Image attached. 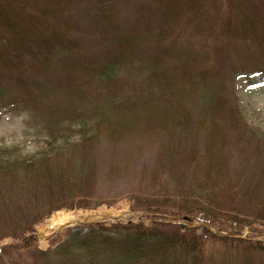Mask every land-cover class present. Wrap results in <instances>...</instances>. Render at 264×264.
I'll use <instances>...</instances> for the list:
<instances>
[{
	"label": "rangeland",
	"instance_id": "1",
	"mask_svg": "<svg viewBox=\"0 0 264 264\" xmlns=\"http://www.w3.org/2000/svg\"><path fill=\"white\" fill-rule=\"evenodd\" d=\"M162 1L166 0L20 2L47 7L53 16L63 19L80 48L63 63L55 54L50 70L39 73L33 66L36 70L28 77L31 93L18 89L10 92L12 96L22 94L24 103L8 107L0 103V152L10 161L22 163L23 173L31 169L24 167L31 166L32 161L36 170L42 168V162L57 176L64 174L68 181L84 187L82 194L90 197L83 198L87 206L50 213L46 207L50 202L48 194L40 193L35 198L28 194L36 179L31 178L33 185L29 186L28 180L0 178V264H167L170 260L176 264H193L197 260L199 264H264L263 250L245 257V253L228 248L232 245L224 239L264 248V221L260 220L264 210V74L256 71L264 70V0H234L230 21L235 15V29L231 33L217 39L201 29L196 38L183 43L188 54L184 52L182 57L188 55L191 62L184 66L160 61L162 67L150 75L153 59L161 56L157 50L161 43L156 42L161 24L154 18ZM253 5L259 9L258 15H254L257 8L252 9ZM243 12L248 16L245 20ZM259 36L262 38L257 42ZM120 58L121 73L116 77L102 80L97 76L99 70ZM166 67L183 84L189 101V119H179L173 131L172 116L167 123L161 119L164 107L172 104V90L164 82ZM114 96L130 98L128 101L135 104L147 96L164 98L152 105L159 115L153 117L148 111L144 116L140 113L141 103L137 104L138 120L124 118L125 113L117 117L125 127L138 125L140 117L154 118H146L147 127L134 128L141 141L138 146L147 155L143 167L130 161L121 164L115 158V151L125 147L132 151L131 136L121 138L116 146L108 144L104 135L91 137L93 121L87 130L80 128L91 120L94 108L104 107V102ZM178 99L172 107H177ZM237 120L244 124L238 127ZM163 123L170 128L161 129ZM56 131L61 137L55 141L50 134ZM85 132L93 138L85 137L88 146L81 143ZM65 142L67 148L60 149ZM53 150L55 156L44 161V154ZM173 150L179 161L187 152L198 159L204 153L206 157L199 165L191 163L187 178H174L177 181L173 182L159 160V153L170 154ZM199 166L202 167L195 173ZM204 175L209 179L203 180ZM205 180L208 181L202 189ZM181 187L193 192L199 189L202 196L214 195L216 199L220 194L222 210L239 213L249 218V223L241 231H231L207 227L198 219H179L177 223L203 235L198 243L192 238L185 242L198 246L195 256L153 246L139 260L120 259L122 247L132 246L122 241L127 232L172 221L162 212L158 215L138 205L147 199L155 200L152 197L156 195L179 198ZM67 217L72 224L52 230L59 219ZM115 225H119L117 232L104 233L114 241L89 236L92 229L100 232L104 227L111 231ZM72 235L77 236L75 240Z\"/></svg>",
	"mask_w": 264,
	"mask_h": 264
},
{
	"label": "trees",
	"instance_id": "2",
	"mask_svg": "<svg viewBox=\"0 0 264 264\" xmlns=\"http://www.w3.org/2000/svg\"><path fill=\"white\" fill-rule=\"evenodd\" d=\"M24 1L25 0H0V74L2 75H0V103L2 106L6 107L12 104L17 105V103H24L22 94L12 96L10 95V92L14 89H18L21 92L25 91L27 95L30 94V78L28 79V77L33 74V70L38 68L39 73L44 70H50L49 68L54 62L53 59L55 58V54H57V56L60 55L59 61L60 63H63V59L70 57L72 53L80 48L77 42L78 39H74L71 29L63 23V19H57L51 14V11L47 7L37 8V6L32 3H20ZM234 3V0L162 1L154 18L157 21H160L161 24L159 29L160 32L156 39V42L161 43L157 49L161 56L159 59L157 57L155 60L153 59V70L150 71V75H153L156 69L162 67V62L166 64L173 61L175 65H187L185 63H188L189 61L188 55L182 57L184 52L188 54L183 43L188 44L191 40L196 38L201 29L203 32L205 31L204 34L211 33L212 36L216 35L217 39L224 35V33H231L235 23V15L233 21H230L233 16ZM255 8L257 7L253 5L252 9ZM258 10V8L254 10V15H258ZM242 15L244 20L248 17L244 12ZM261 38V36L257 37L256 41L259 42L258 39ZM192 45L193 44H191V46ZM193 60L195 59L192 57V61ZM122 62V58L118 60L114 59L113 63H110L103 70H99L97 76L102 80H109L116 77L118 73H121L120 66H122ZM189 62H191V60ZM165 64H163V67H165ZM165 71L164 76L166 81L164 82L167 84V87L172 90L170 91L172 96V98L170 97V102L172 104L170 106L171 110L169 106L164 107L165 114H161V119H166L165 123H167L168 118L170 116L172 117L170 123L171 128L166 127L165 123H163L164 125L160 126V128L165 130L170 128V131H173L179 119L183 122L189 119V101L187 100V96L183 93V84L177 80L174 73H170L172 72L171 69L166 67ZM256 71L264 74L263 69H258ZM168 73L172 76H168ZM159 95L167 98L164 94ZM6 96H8L9 99H6ZM164 98L156 99V97H145L144 101L137 102V104H143V109L140 113L147 116L149 111L148 114H151L154 117V115L158 114H155L152 109L154 101L159 99L163 100ZM129 99L130 98H127V100H121L115 96L110 97L109 101L104 102V107L93 109L94 115L91 120L85 121L80 128L87 130L90 125L89 123L93 121L90 127H92L91 130L94 133L91 137L99 138L104 135L105 137H108V144L116 146L119 144L121 138L128 135L131 136V140H133L131 144L132 151H129L126 147L115 151L116 153L118 152V156L115 158H117V161H120L121 164L130 161L129 163H136L143 167L145 166L144 161L146 162L147 155L145 154V151L138 146L141 141L138 136H135L137 130H134V128H137L138 125L144 127L146 118L152 120L154 118L140 117V121L138 123L136 121V124L138 125H134L133 127H125L123 124H120V120H118L117 117L123 113H125L123 117L127 119L129 116V119H134V117L137 118V116L139 118L140 113H138L139 115H136L138 105L135 104V102L128 101ZM177 99V107H172L173 105L175 106ZM111 110L117 115L110 112ZM121 110L122 112H120ZM138 118L136 120H138ZM235 123L238 127L244 124L241 120H237ZM145 127H147V125ZM50 135V138L55 141L61 137L58 131ZM88 136V132L83 133L81 136V143L84 146H88L86 144L87 140H85ZM91 137L88 138L93 139ZM53 144H50V146ZM67 145L68 144L65 142L60 149L65 150ZM55 154V150L46 152V154H44L46 160L44 161L47 162L48 160H51L49 156L52 155V157H54ZM175 154H178L175 150L171 151L170 154L159 153V160L163 161V172H168L169 174L167 175L172 176L173 182H176L179 177L182 178V180L187 178V173L191 169V163L198 162L199 165V163H202V160H205L206 157V153H204L201 159L200 157L198 159L195 155L187 152L186 155H182L184 160L179 161L177 158L178 155ZM5 157L8 156L3 153L1 154L0 152V178L7 181L15 177L23 182L28 180V183L30 184L29 186L33 185L31 178L34 180L36 179L37 181L28 194L34 198L40 193L48 194L50 197V202H48L49 204L46 206L48 212L53 213L64 208L84 207L89 204L86 202L87 199H83L84 197H90L87 196L88 194H85V196L82 194V190L85 188L68 181L64 174L57 176L42 162V168H39L38 171L34 167L36 164L32 161L31 166L24 167L25 170L31 168L29 171L25 172L29 176H25L22 163L12 162L9 158ZM201 167L202 166L196 167L194 172L196 170L198 171ZM151 172L155 175L154 170ZM204 172L207 173V171ZM207 177L208 175H204L203 180ZM207 179H209V177ZM207 181L208 180H205L204 182L202 181V189L205 188ZM90 186L91 191H95V185L92 184ZM198 190L194 192L191 190L186 191L185 187H181L179 190L180 192H177L179 195L177 197L179 198H171L168 196L161 197L156 195L155 197H152L155 198V200L147 199L145 202H142L140 206L138 205L139 208L143 207L144 209L158 215L162 212L167 215V217L169 216L172 221L170 223H154L153 228H140L136 229V232H127L125 230L127 234H125L126 237L123 238L122 241L128 243L131 242L132 246H123L122 254L120 253L121 256H119V258L122 260H139L143 258L144 254L149 253L148 251L153 246L165 248V251L186 252L195 256V254L198 253L196 249L198 246H188L185 242L189 238H192L193 242L198 243L197 240L203 235L197 234L196 229L194 228H189L184 224L177 223L179 219H185L188 221L198 219V221L205 226H216L220 230H228L231 228V231H241L247 226L249 223L247 220H250L249 218H245L239 213L235 214L222 210V198L220 194H216V199V196L214 195L213 197L202 196ZM53 199L57 202H53ZM263 215L264 210H262L260 214L261 221H264ZM118 227L119 225H115L112 227L111 231L104 227H100V229L98 227L100 232H96L92 229L89 236L92 239L111 242L115 239L104 233L113 231L117 232L116 229ZM126 227L127 226H125L124 229H126ZM206 234L207 231H205V236ZM74 237L77 236L72 235L71 238L75 240ZM86 239L89 240L88 237H86ZM224 239L232 245L227 246L228 248L245 253V257L249 256L250 253H256L258 250L264 251V248H258V246H245L246 241H237L229 237H225ZM0 252H2L1 249ZM163 261L164 260H161V262ZM167 264L176 263L175 260H170ZM193 264H199L198 260L196 262L193 261Z\"/></svg>",
	"mask_w": 264,
	"mask_h": 264
},
{
	"label": "bare ground",
	"instance_id": "3",
	"mask_svg": "<svg viewBox=\"0 0 264 264\" xmlns=\"http://www.w3.org/2000/svg\"><path fill=\"white\" fill-rule=\"evenodd\" d=\"M69 217L65 218V219H59L57 223L54 224V226L52 227V230H55L57 228L58 225H64V224H72V220ZM69 221V222H68ZM61 223V224H59Z\"/></svg>",
	"mask_w": 264,
	"mask_h": 264
}]
</instances>
